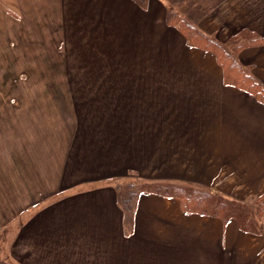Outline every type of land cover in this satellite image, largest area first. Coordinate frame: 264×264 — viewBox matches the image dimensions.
<instances>
[{
	"label": "crops",
	"instance_id": "1",
	"mask_svg": "<svg viewBox=\"0 0 264 264\" xmlns=\"http://www.w3.org/2000/svg\"><path fill=\"white\" fill-rule=\"evenodd\" d=\"M249 4L264 17V0ZM149 8L0 0V264H264V231L185 211L174 196L143 192L131 210L118 199L131 177L239 200L264 192V135L251 134L263 123H206V74L219 68ZM163 29L197 73L162 72ZM164 102L197 123L131 115Z\"/></svg>",
	"mask_w": 264,
	"mask_h": 264
},
{
	"label": "rangeland",
	"instance_id": "2",
	"mask_svg": "<svg viewBox=\"0 0 264 264\" xmlns=\"http://www.w3.org/2000/svg\"><path fill=\"white\" fill-rule=\"evenodd\" d=\"M145 5H141L135 1V3L140 5V8L146 6L148 9L151 1L146 0ZM171 1L174 0H153L152 5L153 8H149V21H151L153 15H157L159 9L161 8L163 15V22L165 18V10L166 7L169 9L170 6L173 5V9L177 11L179 14L188 15L193 21H195L200 29L204 32H207L210 35H213L218 40L225 41L228 37L234 35L236 32L240 31L243 28L249 29V31L255 32L257 35L262 37L258 41L250 44L249 46L243 48L238 53L239 63L243 66V68L252 73L254 77L260 81L264 85V31L262 30L264 27L262 23H264V17H256L252 12L251 5L249 4V0H183L179 3H173ZM228 3H227V2ZM151 9V10H150ZM133 13V11H130ZM206 22V24H205ZM251 24V25H250ZM151 25V23L149 24ZM262 26V27H258ZM147 27V26H146ZM175 31L176 27H172ZM148 29V27H147ZM261 31V32H260ZM179 33V32H178ZM180 34V33H179ZM181 35V34H180ZM182 36V35H181ZM183 37V36H182ZM173 35L166 30L163 29L162 32V48H163V60L161 62L162 71L164 73H175V72H183L190 71L189 73L196 72V68L193 64L182 63L184 52L181 50L180 46H178V42L173 40ZM187 45V44H186ZM188 46V45H187ZM196 48L197 47H193ZM200 50V49H198ZM209 52V51H207ZM198 52H195V54ZM202 53V52H201ZM210 53V52H209ZM205 54V53H202ZM213 57H215L212 53H210ZM212 57V65L215 63L218 66V70H215V67H210L209 70L212 72L206 74L208 82H212L211 90L206 89L208 94H211L210 104L208 113V119L206 123H226L227 126L231 123H263L258 124L255 132L251 134L264 135V101L259 100V98H255L254 95L249 93L248 91L232 85L228 80V84H225L224 79V69L217 62L216 57ZM189 66V67H188ZM220 70L222 71V81L219 79ZM214 75H216L217 79H213ZM196 77V75H195ZM205 77V76H204ZM203 77V78H204ZM176 81L165 79L163 81V86L168 84H173ZM215 83V84H214ZM220 84V86H219ZM223 88V89H222ZM168 91V90H163ZM180 95L177 97L178 107L183 104V99H185L186 94L182 93L184 91H179ZM168 100L169 97L167 96ZM180 101V102H179ZM180 104V105H179ZM178 108L170 102H164L162 104V112L159 111H150V112H142V113H134L131 112L137 119V123H190L191 119H188L190 113H184L168 111L165 108ZM145 109H149V106H143ZM144 114L146 115L145 120L141 121ZM182 116V117H181ZM130 121V120H129ZM121 123H125V119L120 121ZM191 123H197L195 121ZM263 127V130L261 128ZM237 133V131L235 132ZM247 134V133H244ZM258 148L264 147L263 144H258ZM264 156V155H263ZM264 162L262 160L259 165ZM263 169L258 168L257 171L261 172ZM146 180L139 179L137 177H131L129 179L120 180L119 184L122 186L124 191L129 190L128 185L130 183L139 184L143 183ZM154 181V180H151ZM162 182V185L169 184L174 185L176 187L191 185L193 189L201 191L202 189L208 190L203 187L201 184L196 183H184L180 181H155ZM165 187V186H162ZM209 191V190H208ZM144 192V191H143ZM147 192V191H145ZM151 193V192H150ZM211 193V192H210ZM214 195H221L216 193H211ZM223 196V195H221ZM228 198L226 196H223ZM180 199V198H179ZM231 199V198H230ZM236 198H234L235 200ZM235 201L244 203L250 206L252 212H257L258 209L261 211L260 216L256 215L252 228L260 229L264 231V192L260 194H248V196L244 197V199H236ZM198 212V211H191ZM200 213V212H198ZM216 216V215H214ZM221 217V216H220ZM249 232V231H248ZM259 232V233H260ZM254 233V232H253Z\"/></svg>",
	"mask_w": 264,
	"mask_h": 264
},
{
	"label": "trees",
	"instance_id": "3",
	"mask_svg": "<svg viewBox=\"0 0 264 264\" xmlns=\"http://www.w3.org/2000/svg\"><path fill=\"white\" fill-rule=\"evenodd\" d=\"M134 1L141 5H145L147 2L146 0ZM181 1L183 0L171 2L179 3ZM164 16L166 26L176 27V32L184 37L189 47L193 46L202 51H209L216 57L217 62L224 69L225 84H228L229 80L232 85L240 87L254 95L255 98L264 101V85L252 73L246 71L238 60V53L243 48L262 39V37L247 28H243L225 41L218 40L213 35L202 31L199 25L188 15L177 13L173 9V5L169 9L166 7ZM162 50L163 48H161V58H163ZM140 184L142 185L130 183L127 191H124L120 184L117 185L118 199L130 210L143 191H147L180 198L185 211H198L203 214L221 216L225 220L234 218L242 230L254 233L260 232V229L252 228L256 215L260 216L261 211L259 209L258 213L252 212L250 206L244 203L221 195L211 194L208 190H195L191 185L176 187L173 184L162 185V182L151 180H146Z\"/></svg>",
	"mask_w": 264,
	"mask_h": 264
}]
</instances>
